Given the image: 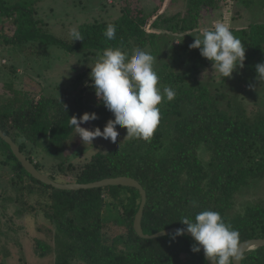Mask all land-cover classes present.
Wrapping results in <instances>:
<instances>
[{"label": "trees", "instance_id": "1", "mask_svg": "<svg viewBox=\"0 0 264 264\" xmlns=\"http://www.w3.org/2000/svg\"><path fill=\"white\" fill-rule=\"evenodd\" d=\"M215 1L187 0L185 14H157L149 21L146 20L151 16L136 21L123 14L111 23L87 22L78 29L82 40L69 43L41 31L33 18L31 1L11 4L0 0V22L10 20L15 28L11 36L0 35V45L22 47L38 41L67 54L98 55L107 48L124 51L134 44L148 45L158 56V41L165 35L189 36L198 32L202 11L215 8ZM238 1L245 6L253 3ZM109 24L116 28L114 40L103 35ZM230 30L246 48L244 63L248 70L257 76L256 65L264 63V24ZM194 39L181 46L191 63L190 71L177 72V67L169 64L155 71L158 87H171L176 96L158 106L160 122L150 142L127 139L118 148L92 155L82 165L63 168L59 163L58 169L71 172L69 183L88 184L116 177L136 180L146 192L141 220L145 235L172 227L186 228L180 223L182 218L194 219L198 212L211 210L219 212L239 232L240 243L263 239L261 204L248 205L240 214L232 215L231 210L234 197L242 189L264 178V106L249 113L240 102L227 101L220 95L214 89V78L206 75L212 63L198 49L190 48ZM10 92V97L0 98V130L39 172L42 169L34 159L43 153L56 158L75 132L69 118L95 113L98 119L90 123L96 128L113 115L93 93L77 91L37 100L12 88ZM200 148L207 152V162L200 159ZM0 163L11 172V182L21 196L34 193L46 197L48 203L42 211L54 226V239L60 248L55 264H207L201 251H191L195 242L188 236L141 239L135 234L133 221L141 197L134 188L54 189L26 173L1 138ZM48 177L56 182L54 175ZM33 210L30 207L29 211ZM38 243L42 250L46 248ZM241 264H264V247L244 253Z\"/></svg>", "mask_w": 264, "mask_h": 264}, {"label": "rangeland", "instance_id": "2", "mask_svg": "<svg viewBox=\"0 0 264 264\" xmlns=\"http://www.w3.org/2000/svg\"><path fill=\"white\" fill-rule=\"evenodd\" d=\"M11 4L23 0H8ZM32 2L33 18L45 34L72 43L70 32L84 23H111L126 14L136 21H149L157 14L172 16L185 14L187 0H29ZM262 0H253L252 4L243 5L236 0H216L215 8L203 10L200 15L198 32L189 36L185 34L165 35L158 41L160 54L152 53L150 46L138 47L131 44L123 52L129 56L140 48L154 58V71L164 64L177 67V72L190 71L191 63L181 52V46L189 44L195 37H202L205 30H212L216 23H224L230 29H247L255 24H264V5ZM264 3V2H262ZM145 28V27H144ZM10 20L0 22V35L11 36L14 32ZM147 32L151 30H147ZM82 53L67 54L61 48L41 45L38 41L24 44L22 47L0 45V98L10 97V89L22 91L35 99L42 97L59 98L66 93L82 91L93 93L89 74L91 68L102 54L84 55ZM211 69V70H210ZM207 77H213L214 89L227 101L240 102L249 113L259 111L264 106V80H258L248 70V65L234 72L231 78L223 79L219 73L210 68ZM213 72V73H211ZM213 74V75H212ZM81 75L84 77L79 78ZM10 87V88H9ZM99 128L103 131L108 120ZM81 127L93 130L92 124ZM119 132L117 143L110 139L98 137L91 144H84L74 132L64 144L63 151L55 157L41 154L35 158L42 169V174L54 175L56 182H71V172L58 169L76 167L86 163L96 153H106L118 148L126 138V129L117 127ZM199 157L207 162V152L200 148ZM41 160V161H40ZM12 174L0 163V264H55L59 253L54 226L44 217L42 209L48 203L45 196L30 194L21 196L18 187L11 182ZM259 203L264 207V178L252 182L242 189L233 201L231 214L243 213L251 204ZM30 207L35 210L29 211ZM25 211V212H22ZM46 246L41 249L39 243ZM71 264H82L71 261Z\"/></svg>", "mask_w": 264, "mask_h": 264}, {"label": "clouds", "instance_id": "3", "mask_svg": "<svg viewBox=\"0 0 264 264\" xmlns=\"http://www.w3.org/2000/svg\"><path fill=\"white\" fill-rule=\"evenodd\" d=\"M74 41H81L79 31L70 32ZM103 35L108 40L116 38V28L109 24ZM191 49H198L200 55L212 63L214 72L225 78L244 67L246 48L224 23H216L212 30H205L202 38H195ZM154 58L150 53L137 48L130 56L120 48H107L96 63L90 67L89 80L95 96L113 114L103 131L99 127L88 130L80 125L95 121V113H84L79 119L69 118L84 144H91L102 137L117 143V127L126 129L129 140L150 142L160 122L162 101L171 102L176 92L171 87H158L159 77L154 71ZM257 79L264 80V63L256 65ZM196 207V202H192ZM186 228L177 229L175 237L188 233L195 243L191 251L201 250L210 264H240L243 253L240 248V234L226 223L217 211L198 212L194 219L184 217L180 221ZM174 237V238H175Z\"/></svg>", "mask_w": 264, "mask_h": 264}, {"label": "water", "instance_id": "4", "mask_svg": "<svg viewBox=\"0 0 264 264\" xmlns=\"http://www.w3.org/2000/svg\"><path fill=\"white\" fill-rule=\"evenodd\" d=\"M0 138L4 141V143H6L9 146L12 154L14 155L16 160L20 163L21 167L25 170L26 173H28L35 180L47 186H51L54 189H59V190H64V191H79V190L104 188L108 186H123V187H130V188H134L138 190L140 193L141 200H140L138 211L133 221V230L135 234L141 239H155L159 237L175 235L177 229L181 228V227H172L170 229L163 230L153 235H145L142 231L141 220H142L143 210H144L145 203H146V192L136 180L130 177L107 178V179H103V180L88 183V184L58 183V182L51 180L49 177L42 174L41 172H39L35 168L34 164L31 163L25 157V155L19 150V147L11 140V138L5 135L1 130H0ZM184 236H188L193 240L191 235L188 233H185ZM260 247H264V238L263 239H259V238L250 239V240L243 241L240 243V248H241L243 255L244 253L248 251H251V250H254ZM201 253L205 261L207 262V264H210V261L205 258L203 250H201ZM240 264H241V261H240Z\"/></svg>", "mask_w": 264, "mask_h": 264}]
</instances>
